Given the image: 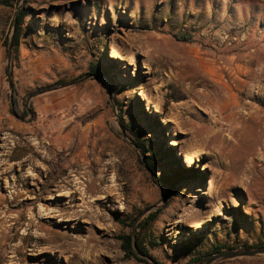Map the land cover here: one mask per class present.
Masks as SVG:
<instances>
[{"label": "rangeland", "instance_id": "rangeland-1", "mask_svg": "<svg viewBox=\"0 0 264 264\" xmlns=\"http://www.w3.org/2000/svg\"><path fill=\"white\" fill-rule=\"evenodd\" d=\"M125 236L160 264L264 243V0H0V264H147Z\"/></svg>", "mask_w": 264, "mask_h": 264}, {"label": "trees", "instance_id": "trees-1", "mask_svg": "<svg viewBox=\"0 0 264 264\" xmlns=\"http://www.w3.org/2000/svg\"><path fill=\"white\" fill-rule=\"evenodd\" d=\"M26 15V12L23 10L21 12H19V15L16 17V23H17V27H16V30H15V33L13 35V43L14 45L16 46L17 45V41H18V37H19V25L21 24L22 22V19L23 17ZM174 37H176L177 39L179 40H183V41H186V40H189L191 35L189 33H176L174 34ZM100 68L98 65H92L90 67V72L93 74H98ZM113 97H115L114 93H112ZM16 91L13 90V96H12V101H13V107L11 109V113L17 117H24L27 115L28 113V109L25 107L24 109L21 110V108L19 107L18 103H17V99H16ZM26 99H27V96L24 98L23 102H24V106H26ZM32 108V107H31ZM136 145L138 147H141L144 151L147 149L145 148V146L143 145V143H141L139 140H136ZM153 157H154V153L151 155V156H148V158L145 160V164L147 165V167L152 170L153 168ZM159 179H161L163 181L164 178H161L160 176H158ZM165 183V180L163 181ZM165 186L167 187V189H171V187L165 183ZM121 239L123 240V248H125L127 250V252L133 256L135 259L139 260V261H143L147 264H151L150 262L136 256V254L133 252L132 250V246H131V237L130 236H125V237H121ZM264 245L263 244H257L254 247H258V246H262ZM226 248H233L232 246H222V245H215L212 250L210 252H208L207 254H210V253H214V252H217V251H220L222 249H226ZM136 249L142 253L143 255H146L148 256L149 254L147 253V251L145 250V248L143 246H141V243L139 242L138 238H136ZM207 254H199L198 256H196L195 258L192 259V262L196 261L197 259H199L200 257L204 256V255H207ZM158 263V262H157ZM160 264V263H158Z\"/></svg>", "mask_w": 264, "mask_h": 264}, {"label": "water", "instance_id": "water-1", "mask_svg": "<svg viewBox=\"0 0 264 264\" xmlns=\"http://www.w3.org/2000/svg\"><path fill=\"white\" fill-rule=\"evenodd\" d=\"M16 21V19H15ZM14 28H13V34L14 35ZM11 52H12V40L9 41L8 48H7V60H6V74H7V82H8V88H9V98H10V105L11 108L13 106L12 102V92H13V82L11 78V72H10V67H11ZM89 76H94V77H99L98 75H91ZM109 96L111 97V92L109 91ZM133 239V244H132V250L136 254V256L143 258L150 262L151 264H157L156 261H154L150 256L143 255L136 249V243L134 242V237ZM264 255V245L254 247V248H249V247H239V248H226L222 249L220 251L210 253L207 255H204L197 259L196 261L193 262V264H213L222 260H227V259H234L238 257H258Z\"/></svg>", "mask_w": 264, "mask_h": 264}, {"label": "bare ground", "instance_id": "bare-ground-1", "mask_svg": "<svg viewBox=\"0 0 264 264\" xmlns=\"http://www.w3.org/2000/svg\"><path fill=\"white\" fill-rule=\"evenodd\" d=\"M110 57H112V58H118V55H116V53L112 51V52H110ZM80 216L86 218L87 220L96 221V222L99 223V225L100 224H103V223H101L102 219H101L100 215L96 211H94L91 207L85 208L83 210V213L82 214L80 213ZM88 241H90V237H87L83 242H80V245H78V246H80L81 249H84V247H86L88 245Z\"/></svg>", "mask_w": 264, "mask_h": 264}, {"label": "crops", "instance_id": "crops-1", "mask_svg": "<svg viewBox=\"0 0 264 264\" xmlns=\"http://www.w3.org/2000/svg\"><path fill=\"white\" fill-rule=\"evenodd\" d=\"M9 123H10V126H11V127H13V126H14V127H17L16 124H15L14 122H12L11 120H10Z\"/></svg>", "mask_w": 264, "mask_h": 264}]
</instances>
